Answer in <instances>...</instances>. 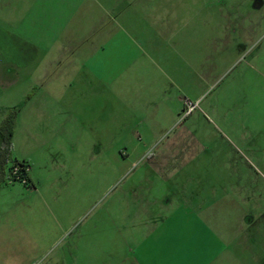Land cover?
I'll use <instances>...</instances> for the list:
<instances>
[{
	"label": "rangeland",
	"instance_id": "rangeland-1",
	"mask_svg": "<svg viewBox=\"0 0 264 264\" xmlns=\"http://www.w3.org/2000/svg\"><path fill=\"white\" fill-rule=\"evenodd\" d=\"M9 1L47 76L0 131V264H102L138 235L124 205L184 188L236 239L220 264H264V0Z\"/></svg>",
	"mask_w": 264,
	"mask_h": 264
},
{
	"label": "crops",
	"instance_id": "crops-1",
	"mask_svg": "<svg viewBox=\"0 0 264 264\" xmlns=\"http://www.w3.org/2000/svg\"><path fill=\"white\" fill-rule=\"evenodd\" d=\"M13 1L6 2V6L8 7ZM3 12L0 11V17L6 19L10 17L13 19L15 14L18 18L20 15L25 17V11ZM15 21L17 20L11 21L12 26L8 23L6 29L0 24V115L2 117H0V125L11 109L15 110L29 98L32 87L44 86L47 76L46 70L38 74H35L36 69L34 70L35 63L39 60L37 58L39 52L42 49L46 50V47L15 36V28H13ZM16 23L18 25V21ZM19 33L23 34V31ZM59 61L61 62V59ZM158 158L152 160L153 165H156ZM139 190L140 188L137 187L125 189L126 193L135 196L138 195ZM185 190L184 188L185 196L183 195L182 200L178 202L167 197L164 203L145 200L135 204L137 221L131 225L128 224L129 215L125 212L129 206L124 205L122 224L134 226L138 235L130 236L132 243L129 244L128 238H125L127 235L124 236L117 231L116 235L123 244L122 249L110 253L109 259H105L102 264H216L218 262L220 264L221 261L223 263V256L231 254L236 239L232 236L226 239L218 232L216 210L207 213L216 201L206 206V203L201 202V198L195 201L194 192L186 194ZM114 222L111 217V224L116 226ZM73 259L75 263L77 256L71 254L72 264ZM93 259L92 264H96L95 257Z\"/></svg>",
	"mask_w": 264,
	"mask_h": 264
},
{
	"label": "trees",
	"instance_id": "trees-1",
	"mask_svg": "<svg viewBox=\"0 0 264 264\" xmlns=\"http://www.w3.org/2000/svg\"><path fill=\"white\" fill-rule=\"evenodd\" d=\"M17 114L18 112L14 109H11L9 111V113L6 115L5 119L3 120V122L0 125V131H4V143L3 146L5 148L6 151H8L11 142H12V138H13V129L17 120ZM5 144V145H4ZM3 149V148H2ZM3 161H0V173L4 174V166H3ZM18 167V173L15 174L14 170L15 168ZM28 168L29 165L22 161H15V163L10 167V179L12 180H19L21 182H24L25 184H28V180H30L29 175H28ZM2 174V176H3ZM0 176V182H2L3 177Z\"/></svg>",
	"mask_w": 264,
	"mask_h": 264
},
{
	"label": "built area",
	"instance_id": "built-area-1",
	"mask_svg": "<svg viewBox=\"0 0 264 264\" xmlns=\"http://www.w3.org/2000/svg\"><path fill=\"white\" fill-rule=\"evenodd\" d=\"M195 105H196V104H193L192 102L187 101V106H188V109H189V110L193 109V108L195 107ZM14 173H15V174L18 173V167L15 168Z\"/></svg>",
	"mask_w": 264,
	"mask_h": 264
}]
</instances>
